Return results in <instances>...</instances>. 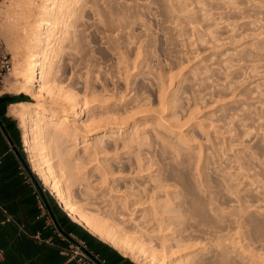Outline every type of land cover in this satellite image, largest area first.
<instances>
[{
	"label": "rangeland",
	"instance_id": "obj_1",
	"mask_svg": "<svg viewBox=\"0 0 264 264\" xmlns=\"http://www.w3.org/2000/svg\"><path fill=\"white\" fill-rule=\"evenodd\" d=\"M11 3L0 0V40L13 63L0 91L3 97L24 96L36 103L15 91L19 32L8 15ZM84 4L82 34L70 44L71 60L67 62L69 49L59 57L57 66L66 71L58 73L57 83L94 106L92 114L127 122V133L137 140L115 151L116 141L109 139L112 149L100 160L124 175L131 168L144 169L136 181L149 189L162 180L173 198L184 193L193 214L188 234L201 248L195 255L206 254L210 264H221L213 256L212 235L223 229L225 241L236 247V262L257 264L244 251L264 256V0H82ZM12 119L24 168L74 223L32 172L22 124ZM118 130L112 134L119 135ZM123 134L116 140L128 138ZM123 185L119 188L125 191ZM75 196L125 232H145L113 215L110 198L78 190ZM174 203L177 213L180 201Z\"/></svg>",
	"mask_w": 264,
	"mask_h": 264
},
{
	"label": "bare ground",
	"instance_id": "obj_2",
	"mask_svg": "<svg viewBox=\"0 0 264 264\" xmlns=\"http://www.w3.org/2000/svg\"><path fill=\"white\" fill-rule=\"evenodd\" d=\"M11 2L13 10H9L8 15H13L19 32L15 68L19 87L15 91L17 95L32 97L36 103L11 105L8 113L22 124L23 145L32 172L75 224L121 256L137 264H210V256L195 255L201 248L192 244L188 234L193 214L184 193L173 198L172 191H166L171 187L162 180L156 188L149 189L136 181L144 169L131 168L124 175L116 172L111 163L100 160L112 149L107 142L109 139L116 141L115 151L137 144L136 137L127 133V122H116L105 114H92L94 106L57 83L58 73L66 71V67L57 66L58 59L69 49L67 62L71 60L73 48L70 44H73V37L79 38L82 34L80 27L87 5L81 7L82 0ZM4 93L0 91V96ZM115 128L119 129V135L112 134ZM124 132L128 138L117 141L123 138ZM94 162L98 166L90 172ZM122 183L125 191L119 188ZM76 190L97 199L110 198L113 215L124 223L143 227L145 232H125L102 217L88 202L78 201ZM175 199L180 201L177 213L172 209ZM140 212V217L126 220L127 215L132 217ZM223 232V229L213 232L214 259L221 264H238L234 259L236 247L225 241ZM145 235L149 241L143 238ZM244 252L251 254L249 257L257 264H264V256H253L250 250ZM239 263L250 262L242 259Z\"/></svg>",
	"mask_w": 264,
	"mask_h": 264
},
{
	"label": "crops",
	"instance_id": "obj_3",
	"mask_svg": "<svg viewBox=\"0 0 264 264\" xmlns=\"http://www.w3.org/2000/svg\"><path fill=\"white\" fill-rule=\"evenodd\" d=\"M3 96H0V206L14 217L18 226L6 224L0 227V248L5 250L0 264H63L64 259L48 243L61 244L60 233H71L85 240L108 264H133L120 254L87 239L45 194L47 212L37 220L40 216L36 197L38 189L17 151V126L13 117L2 111L5 107L1 102ZM0 220H3L1 212Z\"/></svg>",
	"mask_w": 264,
	"mask_h": 264
},
{
	"label": "built area",
	"instance_id": "obj_4",
	"mask_svg": "<svg viewBox=\"0 0 264 264\" xmlns=\"http://www.w3.org/2000/svg\"><path fill=\"white\" fill-rule=\"evenodd\" d=\"M12 68L13 63L10 54L0 40V84L3 83V80L11 72ZM37 189L36 197L38 200V208L40 210V216L37 217V220H40L46 215L47 208L44 198V190H42L40 185ZM0 212L3 215V220H0V227L5 226L6 224H14L18 226L14 217L2 206H0ZM60 239L61 244L55 243L54 241H49L48 243L55 248L59 252V255L64 259L63 264H108V262L103 259L100 254L96 253V251H94L85 240L71 233H60ZM4 257L5 250L0 248V262Z\"/></svg>",
	"mask_w": 264,
	"mask_h": 264
},
{
	"label": "trees",
	"instance_id": "obj_5",
	"mask_svg": "<svg viewBox=\"0 0 264 264\" xmlns=\"http://www.w3.org/2000/svg\"><path fill=\"white\" fill-rule=\"evenodd\" d=\"M1 102H4L5 105H10V104H14V103H21V102H28L26 97L24 96H20V97H13V96H6V97H3L1 99ZM6 106L3 108V113L5 114L6 113ZM60 210V209H59ZM61 211V210H60ZM66 219L72 223L67 217ZM76 228H78L79 231H81L82 235H84L87 239H90L92 242L94 243H98L102 246H105L106 248L110 249L111 251H113L114 253H116V251H114L111 247H108L107 245L103 244L102 242L98 241L96 238L92 237L88 232H86L84 229H82L80 226L72 223ZM118 254V253H116Z\"/></svg>",
	"mask_w": 264,
	"mask_h": 264
}]
</instances>
